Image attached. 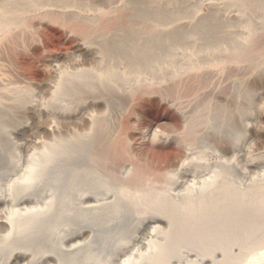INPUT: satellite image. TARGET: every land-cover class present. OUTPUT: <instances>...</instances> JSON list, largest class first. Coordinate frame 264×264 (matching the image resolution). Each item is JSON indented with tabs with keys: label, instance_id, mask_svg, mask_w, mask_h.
<instances>
[{
	"label": "rangeland",
	"instance_id": "obj_1",
	"mask_svg": "<svg viewBox=\"0 0 264 264\" xmlns=\"http://www.w3.org/2000/svg\"><path fill=\"white\" fill-rule=\"evenodd\" d=\"M189 1L165 0L160 6L159 0H0V28L9 27V32H0V174L9 168L14 145L26 153L34 147L29 144L28 150L22 143H52L55 137L57 141L67 139L70 154L80 165L94 157L103 171L110 172V196L117 195L119 183H129L123 171L130 161L138 165L134 174L139 181H155L165 192L185 194L194 182L191 176H180L182 187L171 182L180 169L172 162L183 152L178 141L183 124L177 106L211 83L214 95L199 111L200 116L209 115L212 128L197 140L191 130L189 138L203 152L204 161L212 164L207 169L194 165L191 175L223 167L228 174L233 169L237 176L244 169L247 177H240L243 184L253 179L264 182L263 172L248 167L251 160L264 163V0H226L228 4L221 9L207 7L203 0ZM96 28L104 30L100 38L93 34ZM86 29L90 45H100L103 63L77 48L78 35ZM176 50L194 55L196 61L191 63L201 68L161 84L145 67L159 60L147 55L157 58ZM56 57L62 59L57 69L47 63ZM110 63L115 69L114 87L75 84L69 90L72 93L58 99L68 103L69 110L86 114V119L50 121L45 113L35 117V108L42 110L52 103L53 85L62 72L72 76L80 71L106 70ZM129 72L130 82L124 83L122 75ZM142 72L148 81L138 79ZM206 75L210 81L203 77ZM143 90L154 92L145 95ZM253 116L258 117L256 129L243 142ZM20 128L21 135L9 143L7 131ZM85 193L106 198L100 190L87 189ZM109 216L88 218L79 226L88 231V237L92 234L112 244L126 242L129 218L123 214L125 220L120 216L116 223Z\"/></svg>",
	"mask_w": 264,
	"mask_h": 264
},
{
	"label": "bare ground",
	"instance_id": "obj_2",
	"mask_svg": "<svg viewBox=\"0 0 264 264\" xmlns=\"http://www.w3.org/2000/svg\"><path fill=\"white\" fill-rule=\"evenodd\" d=\"M162 1L165 0H159L160 6H163ZM225 1L203 0L207 7L217 6L218 9L226 7L229 0ZM8 28H0V32H9ZM86 30L79 31L81 35L77 38V48H83L84 55L103 63L100 45H90L87 39L90 31ZM22 31L25 33V30ZM94 33H98L100 38L104 30L96 28ZM147 58L159 60L145 67L148 73L161 80V84L201 68L191 63L196 61L194 55H187L181 50L163 53L157 58L148 54ZM61 60L60 57L50 58L47 63L56 68L61 65L58 64ZM106 67V70L80 71L72 75H77L78 79L62 72L53 85L55 98L48 107L42 110L35 108V117L45 113L50 121L58 118L86 119V114L71 111L68 103L59 101L62 95L72 93L69 90L75 84L102 87L107 83L114 87L113 64ZM203 77L210 81L209 75ZM122 78L124 83L130 82V72L124 73ZM140 78L148 81L143 72L138 76ZM147 91L151 95L154 92ZM142 92L149 94L144 90ZM213 95L210 83L199 87L194 97L177 106L183 124L178 140L183 152L172 162L180 169L179 175L171 182L182 187L184 183L180 181V176L184 179L191 176L194 182L185 194L165 192L155 181H139L134 174L138 172L134 171L138 165L130 161L125 163L123 171L129 183L123 185L118 182L115 188L117 195L110 196L111 187L107 180L111 177L110 172L103 171L94 157L86 165H80L76 157L71 156L67 139L57 141L54 137L52 143H30L28 140L21 146L25 148L32 144L34 150L26 153H21L20 145H14L9 154V168L0 174V264H264V182L258 183L253 179L250 184H243L240 177H247L244 169L237 176L233 175V169L228 174L223 167L219 171L191 175L194 165L207 169L212 164L204 161L203 152L192 141L193 138H189V134L194 131L192 136L197 140L212 128L209 115L205 112L200 116L199 110ZM257 118L253 116L246 126L243 142L256 129ZM21 129L7 131V141L15 143L14 136L19 135ZM51 132L55 134L54 129ZM130 137H135L134 132H130ZM26 149L29 150V146ZM248 167L259 169L264 174V163L261 161L251 160ZM87 189L94 192L100 190L106 198L89 196L85 193ZM104 213H109V217L114 219L127 215L126 242L112 244L103 241L105 239L94 238L91 233L88 237V231L81 230V221L83 224L85 219L91 221ZM119 220L115 219V222L119 223Z\"/></svg>",
	"mask_w": 264,
	"mask_h": 264
}]
</instances>
